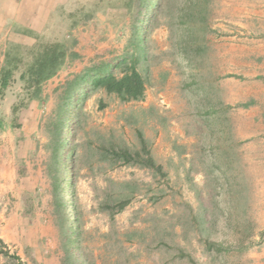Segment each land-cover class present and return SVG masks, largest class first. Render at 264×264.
<instances>
[{
    "label": "rangeland",
    "instance_id": "1",
    "mask_svg": "<svg viewBox=\"0 0 264 264\" xmlns=\"http://www.w3.org/2000/svg\"><path fill=\"white\" fill-rule=\"evenodd\" d=\"M55 13L0 54V264H264V0ZM47 43L76 57L38 93L20 76ZM131 68L138 101L81 83Z\"/></svg>",
    "mask_w": 264,
    "mask_h": 264
},
{
    "label": "trees",
    "instance_id": "2",
    "mask_svg": "<svg viewBox=\"0 0 264 264\" xmlns=\"http://www.w3.org/2000/svg\"><path fill=\"white\" fill-rule=\"evenodd\" d=\"M35 48L36 46L34 47V50ZM68 57H76V54L74 52H68L63 44H39L38 49L34 54V62L30 66H28L27 72L22 73L20 77L23 81H25L28 87H33L38 93H40V84L43 81L53 77L60 68L61 64ZM6 58H8L7 55ZM7 64L8 63L6 62V66H2V68L0 69V102L1 96H3V92L8 88L9 83L13 78V71L7 68ZM81 83L82 85L88 84L91 90L103 89L107 94H114L120 100L126 102L138 101L143 99L146 87L145 81L134 68H131L129 72L124 73L120 78L106 73L105 70H97L95 71V74L91 76L88 75L86 76V78L84 77ZM71 88L72 87H70V89ZM70 89H68V92ZM17 110L18 107H14L12 110V114L16 115ZM67 127V121L63 122V139L61 140V142L59 141L57 151L61 150L66 145L64 133ZM138 156L139 153H136V156H134L135 159H139ZM146 163H149L148 165L151 166V159H148ZM54 191L57 195L61 196L63 194L64 188L63 186H61L60 181L55 182Z\"/></svg>",
    "mask_w": 264,
    "mask_h": 264
},
{
    "label": "crops",
    "instance_id": "3",
    "mask_svg": "<svg viewBox=\"0 0 264 264\" xmlns=\"http://www.w3.org/2000/svg\"><path fill=\"white\" fill-rule=\"evenodd\" d=\"M66 1H76L80 5V0H0V54L3 42L10 40L12 35L20 42L27 41L22 35L14 34L15 27L34 32H41L44 27H54L56 9L60 5L66 6Z\"/></svg>",
    "mask_w": 264,
    "mask_h": 264
}]
</instances>
